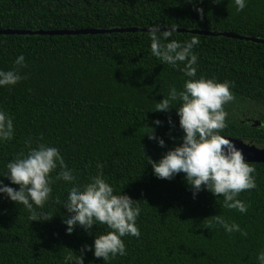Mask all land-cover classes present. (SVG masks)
<instances>
[{"label": "trees", "instance_id": "obj_1", "mask_svg": "<svg viewBox=\"0 0 264 264\" xmlns=\"http://www.w3.org/2000/svg\"><path fill=\"white\" fill-rule=\"evenodd\" d=\"M203 9V16L195 9ZM161 25L197 28L264 38V0H248L237 12L233 0H0L1 29H80ZM195 35L199 44L197 76L233 82L234 100L225 105L222 135L264 147V43L251 39L174 31L180 42ZM23 54L26 76L15 86L0 87V108L14 117V138L0 144L4 164L25 149V140L59 148L74 169L76 182L101 172L115 191L140 201L139 237H124L127 255L108 264H259L264 249V162H249L257 187L242 191L246 213L224 208L223 198L206 189L193 198L178 173L157 178L148 157L159 160L184 135L175 108L154 111L170 86L182 87L180 67L151 55L148 31L65 34L0 33V69L13 67ZM171 118L172 124L168 120ZM159 119L162 123H153ZM154 129L160 146L149 139ZM102 169H97V162ZM58 170V169H57ZM55 175V173H53ZM5 184L18 185L0 176ZM70 182L56 181L43 209L50 220L31 221L23 205L0 195V264H64L92 244L95 233L76 227L65 231L61 203ZM60 201L61 203H58ZM235 221L247 232L228 234L212 216ZM84 264H104L92 251Z\"/></svg>", "mask_w": 264, "mask_h": 264}, {"label": "clouds", "instance_id": "obj_2", "mask_svg": "<svg viewBox=\"0 0 264 264\" xmlns=\"http://www.w3.org/2000/svg\"><path fill=\"white\" fill-rule=\"evenodd\" d=\"M213 2L220 4L223 0ZM233 3L239 12L245 9L248 0H233ZM195 10L203 16L202 8ZM174 31L175 26L163 31L161 25L148 28L151 55L171 68L182 64L180 70L185 77L180 89L169 87L167 94L156 102L154 111L166 112L175 108L184 135L181 143L166 151L158 161L148 157L147 163L157 178L172 179L178 173H184L193 198L203 188L213 195L219 194L224 208L246 213L249 205L238 197L242 191L257 187L256 169L247 162L242 150L221 134L227 126L225 105L234 100L231 90L234 84L228 80L218 81L215 77H198V54L194 51L199 44L198 38L193 35L183 42L169 39ZM12 64V68L0 69V87L15 86L26 78L20 71L27 66L22 53ZM168 122L172 124L171 118ZM153 123L159 126L162 121L156 119ZM150 129L147 133L149 139H155L163 147L164 139ZM14 135L13 115L0 108V144L11 141ZM25 149L8 160L4 164L5 170L0 173L18 188L0 180V195L29 210V220L45 221L50 220L53 213L37 212L34 206L44 208L56 181L70 182L63 202L57 201L69 213L62 217L65 231L72 232L79 226L88 232L93 225H106L103 232L95 233L92 244L81 247L80 254L71 250L63 255L64 264H84L87 251L102 258L104 264L117 256L127 255L124 237L141 235L136 223L141 213L140 201L133 200L122 191H115L99 171L91 175L86 183L76 182L74 169L66 164L56 146L44 142H36L33 146V141L28 139L25 140ZM96 168L102 169V163L98 161ZM212 217L225 233L238 232L247 236V232L235 221L229 222L220 214ZM256 260L264 264V249L258 252Z\"/></svg>", "mask_w": 264, "mask_h": 264}, {"label": "water", "instance_id": "obj_3", "mask_svg": "<svg viewBox=\"0 0 264 264\" xmlns=\"http://www.w3.org/2000/svg\"><path fill=\"white\" fill-rule=\"evenodd\" d=\"M147 27L138 26H126V27H109V28H80V29H38L36 31H31L27 29H1L0 33H10V34H65V33H106V32H125V31H148ZM178 32H192L200 34H210V35H224L228 37H238L241 39H251L253 41L264 43V38L240 35L232 31H211L206 29L197 28H181L175 27ZM167 26H161V31L166 30ZM238 148L243 152L245 159L249 162H264V147H259L256 144L248 143L239 139H231Z\"/></svg>", "mask_w": 264, "mask_h": 264}]
</instances>
